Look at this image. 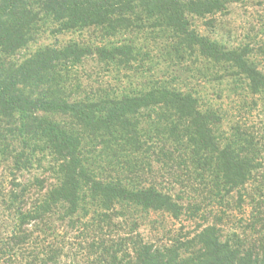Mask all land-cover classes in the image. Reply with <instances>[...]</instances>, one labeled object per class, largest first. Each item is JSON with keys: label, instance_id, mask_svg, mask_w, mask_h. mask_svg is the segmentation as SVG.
Listing matches in <instances>:
<instances>
[{"label": "trees", "instance_id": "obj_1", "mask_svg": "<svg viewBox=\"0 0 264 264\" xmlns=\"http://www.w3.org/2000/svg\"><path fill=\"white\" fill-rule=\"evenodd\" d=\"M248 1L0 0V264H264V37L217 20Z\"/></svg>", "mask_w": 264, "mask_h": 264}, {"label": "rangeland", "instance_id": "obj_2", "mask_svg": "<svg viewBox=\"0 0 264 264\" xmlns=\"http://www.w3.org/2000/svg\"><path fill=\"white\" fill-rule=\"evenodd\" d=\"M257 5V1L252 0L247 3L236 4L231 7L230 15L217 17L218 22H222L228 28V32H230V37L234 45L248 42L254 44L263 40L264 30L261 24L264 23V6ZM205 21L206 20L194 18L193 25L203 35L211 36L215 33L213 38H217V28H215V32L213 29H207L206 26H204ZM88 40L89 34L87 32L70 33L57 37L45 35L37 43L30 47V51L34 52L39 47L46 45L61 46L69 41L84 42ZM25 54H27V52H25ZM224 88L226 87L224 86ZM204 89L209 97H216L213 96L212 92L214 91L213 89H216L214 88V85L213 88L211 85H206ZM216 91L218 90H215V92ZM225 96L227 95L225 94ZM229 103L230 100L225 98L222 101L215 102L216 105L222 104L223 108L227 109V111L232 114L233 112ZM262 118L263 117L259 114L258 119L262 120ZM139 223L140 227L138 232L142 235V237L146 241L152 242L158 246L169 244V240L178 234V231L183 224L181 222L174 221L168 215L162 213H143V215L140 216Z\"/></svg>", "mask_w": 264, "mask_h": 264}]
</instances>
